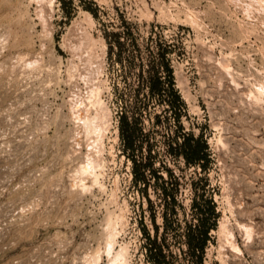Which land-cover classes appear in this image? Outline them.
Masks as SVG:
<instances>
[{"label":"rangeland","instance_id":"obj_1","mask_svg":"<svg viewBox=\"0 0 264 264\" xmlns=\"http://www.w3.org/2000/svg\"><path fill=\"white\" fill-rule=\"evenodd\" d=\"M42 1L0 0V264H110L113 229L124 264H154L155 240L160 264H264V0ZM92 89L105 111L100 185L79 171L90 150L77 105L96 114ZM125 113L144 135L146 186ZM187 134L207 142L206 171L179 155ZM203 196L219 217L199 263L187 241Z\"/></svg>","mask_w":264,"mask_h":264},{"label":"trees","instance_id":"obj_2","mask_svg":"<svg viewBox=\"0 0 264 264\" xmlns=\"http://www.w3.org/2000/svg\"><path fill=\"white\" fill-rule=\"evenodd\" d=\"M167 72L169 75V82H168V92L172 96L173 100L170 102L172 107L176 109V104L180 103V98L174 90V83L172 79V72L167 67ZM153 85V90L161 92L163 88V82H161V78L155 77ZM120 132L121 137L124 142L125 152H132L131 158L133 160V173H134V180L137 184H144L147 185V171L151 170V166L148 163H141L135 160V151L137 148V142L141 139L144 135L142 130L139 127L138 121L136 118H133V121L130 120L127 113L122 114L120 117ZM141 148V147H140ZM172 148V147H171ZM178 153L182 156L186 163L190 166H200L202 170L206 171V163L209 161V154H208V144L204 140L202 136L199 138H195L192 134H187L183 136V141L181 144H178ZM130 155V154H129ZM157 177V176H156ZM164 195L166 199H172L167 194V189L165 188V184L162 185ZM174 199V198H173ZM149 204H151V200L148 198ZM203 202L206 204V209L198 208L200 206L197 205L195 202V208L199 209L200 215H202L199 221L201 222L198 229L193 230L188 235L187 245L189 247V251L193 257L199 260V263H202L203 256L205 254V249L210 241V233L211 230L216 229L217 227V218L219 217L216 214V206L212 199L205 198L203 196ZM207 212V214L205 213ZM213 219V222H212ZM154 225L155 221L153 220ZM156 232H158V228L155 226ZM150 255L153 258L154 264H160L165 258L164 251L158 248L156 240L151 244L150 247Z\"/></svg>","mask_w":264,"mask_h":264},{"label":"bare ground","instance_id":"obj_3","mask_svg":"<svg viewBox=\"0 0 264 264\" xmlns=\"http://www.w3.org/2000/svg\"><path fill=\"white\" fill-rule=\"evenodd\" d=\"M38 1H40V0H38ZM42 2H44V0L42 1ZM46 2V1H45ZM41 5V4H40ZM50 5V4H49ZM52 5V4H51ZM51 9V8H50ZM42 10V9H41ZM43 11V10H42ZM42 11H41V14H42ZM42 15H44V13L42 14ZM41 16V15H40ZM42 19H44V17L42 16L41 17ZM45 22V21H44ZM80 25V24H79ZM75 26V25H74ZM73 30V29H72ZM70 34V33H69ZM65 38V37H64ZM67 38V37H66ZM66 41V40H65ZM89 41V40H88ZM90 41H92L91 39H90ZM84 43V42H83ZM83 43H82V47H83ZM93 43V42H92ZM79 47V46H78ZM107 48V47H106ZM81 50H82V48H80ZM79 50V49H78ZM91 50V49H90ZM80 51V50H79ZM81 52V51H80ZM82 53V52H81ZM77 55V54H76ZM86 55H88V54H86ZM85 55V56H86ZM79 57V56H78ZM90 58V57H89ZM73 59V58H72ZM81 59V58H80ZM71 62V61H70ZM36 62H31L30 64V66H32V64H35ZM223 63V62H222ZM28 64H29V62H28ZM90 64V63H89ZM221 64V63H220ZM225 64V63H224ZM223 64V65H224ZM222 65V64H221ZM29 66V65H28ZM34 66V65H33ZM36 66V65H35ZM71 66H72V64H71ZM91 66V65H90ZM225 66V65H224ZM226 66H228V65H226ZM92 67V66H91ZM230 67V66H229ZM229 67H227V68H229ZM84 68V67H83ZM93 68H91L90 70H92ZM97 70V68L95 69V71ZM86 71V70H85ZM93 71V70H92ZM98 71V70H97ZM96 71V73H98ZM101 71V70H100ZM224 71H225V69H224ZM229 71V70H228ZM89 72V71H88ZM87 73V72H86ZM80 74V73H79ZM89 74V73H88ZM90 74H91V72H90ZM93 74H95V73H93ZM101 74V73H100ZM92 75V74H91ZM91 75H89V76H85L86 77V79L89 77V78H91ZM94 76V75H93ZM96 76H97V78H98V75L96 74ZM85 77H83V78H85ZM74 78V77H73ZM101 79V78H100ZM82 80H84V79H82ZM99 79H97V81H98ZM87 81H88V79H87ZM90 81V83H91V79L89 80ZM82 82V81H81ZM94 83H96L95 81H93ZM100 83V82H99ZM98 83V84H99ZM99 86V85H98ZM95 88V87H94ZM97 88V87H96ZM93 90V91H92ZM91 90V92H90V95H88L89 97V103L90 104H92L95 108H96V114L94 115V116H90V115H83L84 113H82L80 110H81V108H82V103H80L79 102V105H77V107H78V109H80L79 110V112H78V115H77V117H76V119H77V121H76V123L77 122H79V123H81L83 126H84V129H85V131H86V136H87V139L89 140V150H90V153H89V155H88V158H87V162L85 163V164H83V165H81V167H80V173L83 175L82 176V179H83V177L84 176H87V175H90V176H93L94 177V181H95V183L96 184H98L99 183V178H100V176L97 174V170H96V168L98 169V167H97V161L95 160V156H97L98 154H99V151L101 152V146L104 144H102V141H103V138H104V136H105V132H106V130H105V125H104V123H105V111L103 110V108H102V102H101V100L100 99H97V96L99 95L98 94V92H97V94L98 95H96L95 93H96V89L94 90V89H92ZM100 90V89H99ZM90 91V90H89ZM261 91H263V89H261L260 90V92ZM87 92V91H86ZM86 92H84V93H86ZM72 94V93H71ZM80 94H81V92H80ZM251 95V94H250ZM252 95H254V93L252 94ZM76 96V95H75ZM79 97V96H78ZM81 97V96H80ZM252 97V96H251ZM255 97V96H254ZM263 97V96H262ZM82 98V97H81ZM88 98H87V100H88ZM99 98V97H98ZM86 99V98H85ZM257 99V98H256ZM80 100V99H79ZM72 101V100H71ZM77 101V100H76ZM87 102V103H88ZM84 103V102H83ZM74 104V103H73ZM75 105V104H74ZM84 105V104H83ZM84 107H85V105H84ZM93 107V108H94ZM77 109V110H78ZM87 110H88V108H87ZM90 110V109H89ZM88 110V111H89ZM73 111V110H72ZM87 111V112H88ZM91 111V110H90ZM86 112V113H87ZM75 117V116H74ZM107 124V123H106ZM77 127V126H76ZM83 129V130H84ZM108 129V128H107ZM80 132V131H79ZM107 134V133H106ZM119 137V136H118ZM77 141H79L78 139H77ZM223 143V142H222ZM220 144V143H219ZM222 145V144H221ZM102 148H104L103 146H102ZM103 152V151H102ZM98 158V157H97ZM78 171V172H79ZM76 173V172H75ZM79 174V173H78ZM75 175V174H74ZM78 177V176H77ZM78 181V180H77ZM81 183V182H80ZM98 185H100V184H98ZM85 187V186H84ZM88 188V187H87ZM86 189V188H85ZM123 216V215H122ZM227 219V218H226ZM114 221H115V219H114ZM117 221H120V220H117ZM120 223V222H119ZM118 225V224H117ZM243 226V225H242ZM241 226V227H242ZM115 227V226H114ZM113 227V225H112V228H114ZM117 227V226H116ZM119 227V226H118ZM242 228H245V227H242ZM117 229V228H116ZM251 229H252V227H251ZM251 229H249V228H247V231H244V232H246L245 234L247 235L248 234V237L249 236H251V232H253ZM223 230H224V228H223ZM244 230V229H243ZM245 230H246V228H245ZM254 230V229H253ZM117 231V230H116ZM116 231L113 229V230H111L109 233H108V235H107V238H106V246H107V254H108V256L110 257V264H124L126 261H125V258H126V253L128 252H126V248H124V247H121L120 248V250H117L116 252H115V245H116V239H117V233H116ZM118 232V231H117ZM254 233V232H253ZM223 234H224V232H223ZM253 235V234H252ZM223 236V235H222ZM252 237V236H251ZM229 238V237H228ZM230 241H227V242H229V244L231 245V250H233V251H236V252H238V253H240L241 252V249L239 248V246L236 244V242L234 241V236H233V234H230ZM247 238V237H246ZM249 239V238H248ZM226 242V243H227ZM228 246V245H227ZM103 249V248H102ZM97 254V253H96ZM100 259V257H99V255H97L96 256V262L98 261ZM127 264V263H126Z\"/></svg>","mask_w":264,"mask_h":264}]
</instances>
